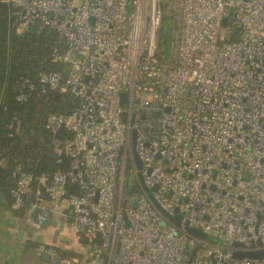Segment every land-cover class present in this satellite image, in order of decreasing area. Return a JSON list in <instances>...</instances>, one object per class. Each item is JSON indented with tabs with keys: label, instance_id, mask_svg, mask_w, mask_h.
I'll return each instance as SVG.
<instances>
[{
	"label": "built area",
	"instance_id": "built-area-1",
	"mask_svg": "<svg viewBox=\"0 0 264 264\" xmlns=\"http://www.w3.org/2000/svg\"><path fill=\"white\" fill-rule=\"evenodd\" d=\"M3 2L9 32L51 29L67 47L16 100L37 88L78 102L45 119L66 165L39 181L50 201L17 169L13 208L28 200L34 228L58 215L87 241L84 264H264V0ZM35 250L79 263L50 244Z\"/></svg>",
	"mask_w": 264,
	"mask_h": 264
},
{
	"label": "trees",
	"instance_id": "trees-1",
	"mask_svg": "<svg viewBox=\"0 0 264 264\" xmlns=\"http://www.w3.org/2000/svg\"><path fill=\"white\" fill-rule=\"evenodd\" d=\"M10 12L9 5L0 0V159L5 160L4 166L0 167V193L12 206L14 200L10 192L16 186L12 174L17 169L31 175L34 178L32 189L50 201L39 181L49 182L52 174L64 170L66 165L63 157L50 156L52 141L60 133L52 134L46 130L45 119L49 114H69L75 109V103L68 94H41L37 88L23 89L26 99L23 102L16 100L24 79L36 83L41 73L60 68L51 62V54L54 49L65 51L67 47L51 29L32 26L22 34L9 32ZM58 160H62L61 163ZM68 192L75 193L76 190L70 186ZM29 210V201L24 199L15 214L22 216ZM78 239L87 246L85 239ZM56 249L61 257L77 260L81 257L71 251Z\"/></svg>",
	"mask_w": 264,
	"mask_h": 264
},
{
	"label": "crops",
	"instance_id": "crops-1",
	"mask_svg": "<svg viewBox=\"0 0 264 264\" xmlns=\"http://www.w3.org/2000/svg\"><path fill=\"white\" fill-rule=\"evenodd\" d=\"M16 210L0 193V264H57L51 259L43 260L36 252L35 247L41 243L77 253L81 256L79 261L89 258L87 246L79 242L68 224L60 223L58 215L52 214L47 222L34 228L31 226L34 212L29 210L18 216Z\"/></svg>",
	"mask_w": 264,
	"mask_h": 264
},
{
	"label": "water",
	"instance_id": "water-1",
	"mask_svg": "<svg viewBox=\"0 0 264 264\" xmlns=\"http://www.w3.org/2000/svg\"><path fill=\"white\" fill-rule=\"evenodd\" d=\"M57 95V94H56ZM75 105H78V102L75 103ZM50 156L52 158H55V154L54 153H50ZM134 158L136 160V166L138 169H140L141 167V164L137 158V156L134 154ZM132 180H130L129 182H131ZM157 188L154 187V191L156 190ZM149 198L151 199L152 203L154 204V206L163 214L164 217H166L168 220H170L172 223H174L175 225L179 226L180 224V217L179 216H176V217H170L166 212H164L158 205L157 203L153 200L152 196L149 194ZM136 202H133V204L135 205ZM187 231L194 235V236H198V237H201V238H206V234L200 232V231H197V230H194L192 228H187ZM233 256L235 258H253V257H259L260 254H257V253H234ZM42 259L43 260H46L48 261L49 260V257L47 255H42Z\"/></svg>",
	"mask_w": 264,
	"mask_h": 264
},
{
	"label": "rangeland",
	"instance_id": "rangeland-1",
	"mask_svg": "<svg viewBox=\"0 0 264 264\" xmlns=\"http://www.w3.org/2000/svg\"><path fill=\"white\" fill-rule=\"evenodd\" d=\"M172 31H173V22L171 18H168L165 28L162 30L163 40L165 41V59L168 60L171 56V42H172ZM208 241H212V238L209 236ZM78 264H84V261H79Z\"/></svg>",
	"mask_w": 264,
	"mask_h": 264
}]
</instances>
